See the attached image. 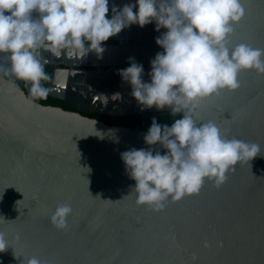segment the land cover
Here are the masks:
<instances>
[{"label": "water", "instance_id": "water-1", "mask_svg": "<svg viewBox=\"0 0 264 264\" xmlns=\"http://www.w3.org/2000/svg\"><path fill=\"white\" fill-rule=\"evenodd\" d=\"M241 2L245 15L230 43L264 48V0ZM152 28L155 42V22ZM114 40L118 45H103L99 58L41 59L65 67L53 72L48 95L74 106L75 113L41 107L0 76V231L9 247L0 264H26L33 256L42 264H264V74L242 71L237 90L202 100L195 113L229 139L259 144L257 157L238 164L221 185L206 180L198 194L155 212L126 197L135 181L121 160L125 151L149 147L146 133L84 116L143 113L137 103L134 110L111 114L96 107L100 99L106 104L124 97L126 103L132 96L114 68L129 67V58L151 66L163 49L127 45L120 33ZM150 72L144 70V82ZM60 204L73 209L67 230L50 222Z\"/></svg>", "mask_w": 264, "mask_h": 264}, {"label": "clouds", "instance_id": "clouds-1", "mask_svg": "<svg viewBox=\"0 0 264 264\" xmlns=\"http://www.w3.org/2000/svg\"><path fill=\"white\" fill-rule=\"evenodd\" d=\"M111 13L108 0H0V58L8 65L0 64V76L25 82L31 97L46 98L49 89L42 81L49 77L38 50L76 60L89 53L99 58L104 43L130 25L155 22L157 32L166 29L156 38L163 51L150 62V82L142 80L143 66L134 58L118 70L142 111L155 107L182 114L170 126L153 118L144 136L149 147L121 154L126 174L135 181L126 197L161 212L169 201L198 194L206 180L221 185L229 171L260 153L259 144L229 139L215 122H200L195 113L202 100L237 90L242 71L264 74V48L230 43L234 25L245 15L241 0H136ZM72 211L69 204L58 205L51 224L67 230ZM7 248L0 231V253ZM26 264L42 261L33 256Z\"/></svg>", "mask_w": 264, "mask_h": 264}, {"label": "flooded vegetation", "instance_id": "flooded-vegetation-1", "mask_svg": "<svg viewBox=\"0 0 264 264\" xmlns=\"http://www.w3.org/2000/svg\"><path fill=\"white\" fill-rule=\"evenodd\" d=\"M131 4H136V0H134ZM165 31H166V29H162V31H160V32H155V34H156L155 38L161 36ZM152 33H153L152 26H144L143 28H141L140 26L136 25L130 29L125 28L124 30H122V32H120V36H121V39L123 40V43H125L127 45L132 44V42L133 43L136 42V43H140V45H142V46H146V43H148L149 45L151 44V45L158 46L156 44V39H155V42H153ZM104 45H106V44H104ZM116 45H118V43ZM109 46H115V45L110 44ZM40 55H41V59H47L50 62L52 61V59H55V61L57 60L56 61L57 63H58V61L66 62V60L68 58L64 55H61L59 57H57V56L53 57L54 55L52 53L47 52L43 49H40ZM145 61L146 60H141V62H145ZM84 64H86V61H84ZM59 67H61V66L55 67L56 68L55 70L63 69V68H59ZM125 68H127V67H123V68L117 67V68H114L113 70L118 72V70L125 69ZM82 70L93 71V69H86V68H83ZM143 70H151V66H144ZM124 99H125L124 97L118 98V102L114 101V103L110 102V103H106V104L103 103V101L100 99L99 105L96 107V109L98 108L100 111H102L104 113L111 114V113H113V111L114 112H120V111H124L125 109L134 110L137 108L136 107L137 101L132 96H130L129 99H126V103H124ZM130 101L133 103H131ZM72 107H74V106H72ZM92 109H95V106H93ZM169 113H170V111L168 109H165L163 111H157V109L155 107H153L151 109H144L143 113H141V114H133V115H141V116L144 115L145 119L153 120V118H155L158 121L160 116H166ZM84 116L87 118H90L91 116L103 117V116H100L98 114L84 115ZM127 116H130V115H127ZM107 117H111V116H107ZM107 117H105V118H107ZM90 119H92V118H90Z\"/></svg>", "mask_w": 264, "mask_h": 264}, {"label": "trees", "instance_id": "trees-1", "mask_svg": "<svg viewBox=\"0 0 264 264\" xmlns=\"http://www.w3.org/2000/svg\"><path fill=\"white\" fill-rule=\"evenodd\" d=\"M111 11H112V9H109L110 15L112 14ZM104 44L116 45L117 42L114 40V37H112L108 41H106ZM0 64H3L5 67L8 66L7 61H5V60H0ZM59 68L64 69L65 67L61 66ZM55 69L56 68L54 66H50L49 64L44 65V70H45L47 76L49 77V79L46 81H42V84L48 89H49V82L51 80V76H52L53 72L55 71ZM2 77L18 84L21 87L22 91L27 96V98L34 101L36 104H38L41 107L61 109L65 112H72V113L76 112V108L72 107L71 105H69L65 102L56 100V99L50 97L49 95H47L46 98L31 97L29 94V86L25 82L15 81L14 78H12L11 76H2ZM181 115L182 114H177V116H172L171 113H169L166 116H160L159 120L157 122L161 123V124H168L170 126L171 123H173L175 119H179ZM90 118H92L94 120L101 121L109 127H120V128L129 129L132 131H141V132H145V133L148 132V130L152 124V120L145 119L144 115L143 116H141V115H130V116H122V117H114V118L113 117L105 118V117H99V116H91Z\"/></svg>", "mask_w": 264, "mask_h": 264}, {"label": "crops", "instance_id": "crops-1", "mask_svg": "<svg viewBox=\"0 0 264 264\" xmlns=\"http://www.w3.org/2000/svg\"><path fill=\"white\" fill-rule=\"evenodd\" d=\"M133 1L134 0H108L110 6H119V8H122L125 4H131ZM133 26H136V25H130L127 28L130 29ZM146 26H152V23H150V24H148Z\"/></svg>", "mask_w": 264, "mask_h": 264}]
</instances>
